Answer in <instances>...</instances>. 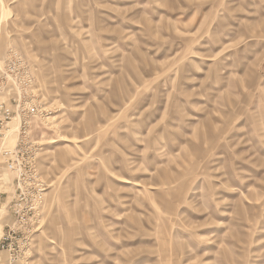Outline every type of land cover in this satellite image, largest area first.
<instances>
[{
	"label": "rangeland",
	"instance_id": "1",
	"mask_svg": "<svg viewBox=\"0 0 264 264\" xmlns=\"http://www.w3.org/2000/svg\"><path fill=\"white\" fill-rule=\"evenodd\" d=\"M12 51L45 190L0 161V264H264V0H0Z\"/></svg>",
	"mask_w": 264,
	"mask_h": 264
},
{
	"label": "built area",
	"instance_id": "2",
	"mask_svg": "<svg viewBox=\"0 0 264 264\" xmlns=\"http://www.w3.org/2000/svg\"><path fill=\"white\" fill-rule=\"evenodd\" d=\"M47 113L35 89V79L28 63L20 53L12 51L0 76V161L4 160L9 172L19 176L20 193L14 206L18 221L29 220L43 201L44 183L30 160L35 146L31 134L33 123L45 118ZM15 122L18 127L14 133H17L18 140L15 148L9 149L6 141L12 130L10 126ZM25 154L28 161L20 165V158L23 161Z\"/></svg>",
	"mask_w": 264,
	"mask_h": 264
},
{
	"label": "bare ground",
	"instance_id": "3",
	"mask_svg": "<svg viewBox=\"0 0 264 264\" xmlns=\"http://www.w3.org/2000/svg\"><path fill=\"white\" fill-rule=\"evenodd\" d=\"M14 124H17V122H15ZM17 127H18V124H17Z\"/></svg>",
	"mask_w": 264,
	"mask_h": 264
}]
</instances>
